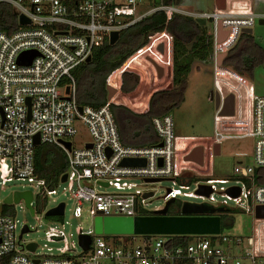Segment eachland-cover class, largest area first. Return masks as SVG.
<instances>
[{
	"label": "built area",
	"instance_id": "built-area-1",
	"mask_svg": "<svg viewBox=\"0 0 264 264\" xmlns=\"http://www.w3.org/2000/svg\"><path fill=\"white\" fill-rule=\"evenodd\" d=\"M154 2L0 0L29 21L27 25H19L16 16L18 28L9 34L0 32V180L2 183L12 179L36 180L34 148L37 146L34 145V138L38 136L39 146L54 145L66 156L67 171L63 174L66 180L62 183L75 203L73 218L82 216L84 204L88 205V214L93 221L97 217L148 216L154 212L146 213L144 207L148 205L147 200L154 197V191L133 190L135 184L128 183L129 179H140L143 185H153L161 181L180 182L183 177L207 175L215 145L251 138L254 140L252 164L237 163L233 168L237 180L227 188H238V197L227 195V189L223 191L229 200L235 202L236 208L249 212L252 218L249 235L229 236L220 225L218 234L177 236L189 237L190 240L185 244H176L172 239L175 236L97 235L92 224L86 231L79 227L76 229L78 238H90L86 250L78 243L77 252L75 245L69 243L71 235L60 224L50 225L45 231L47 244L61 243L62 246L56 249L57 255H35L34 250L29 256L22 244V236L29 232V228L24 225L22 229L26 227L28 232L21 234V229L17 236L14 217L1 211L6 205L3 203L0 207V260L7 258L6 264H264V217L256 214L258 208L264 210V97L252 92L246 77L223 64L218 65L216 61L220 54L226 55L234 48L243 31L252 29L255 20L263 19L264 15L253 13L246 3L236 6L232 3L222 10L214 8L211 12L197 13L163 4L156 7ZM159 12L166 16L164 29L149 35L146 44L110 74L106 85L121 94L124 101L130 99L128 93L121 90L124 73L137 76L138 86L151 84L150 76L158 82L166 74L171 75L173 38L166 26L173 14L210 22L213 90L208 98L212 102H215L216 96L219 98L213 117L214 133L207 140L177 137L168 115L152 119L159 137L156 145L126 146L120 141L111 110L112 100H107L98 109L77 105L72 71L85 63L95 49L109 44L112 33L120 34ZM218 24L226 33L221 41L217 40ZM159 45H162V52L158 50ZM30 51L37 56L29 65L19 64L20 54ZM141 66L148 71V77L143 78L139 70ZM154 66L163 71L160 79ZM169 83L166 81L161 88L168 87ZM230 95L233 97L232 115H221L224 100ZM146 105L142 106L141 112L133 111L140 114ZM77 134L87 136L88 140L83 144L75 143ZM64 143H69L70 148L67 149ZM87 145L90 148H86ZM196 147L203 149L202 164L186 160ZM126 159L143 160L144 165L122 166ZM257 171L260 173L257 174ZM38 182L40 191L36 204L34 206L33 194L30 203L33 215L38 210V203L43 205L41 214L45 212L44 192L46 195L55 193V190H48L42 181ZM217 182L223 181H196L193 196H197L195 192L199 186H209L212 193L206 200L212 203L214 184ZM95 186L105 191H97ZM191 186L181 184L180 189L188 190ZM109 188L114 191L107 192ZM146 193H152V196L145 199L143 196ZM180 195V190L167 189L163 199L164 202L177 200ZM223 205L209 206L224 208ZM65 206L64 203L63 214L56 217L64 216Z\"/></svg>",
	"mask_w": 264,
	"mask_h": 264
},
{
	"label": "trees",
	"instance_id": "trees-1",
	"mask_svg": "<svg viewBox=\"0 0 264 264\" xmlns=\"http://www.w3.org/2000/svg\"><path fill=\"white\" fill-rule=\"evenodd\" d=\"M161 1L163 5H179V0ZM165 24V14L155 13L139 24L121 31L119 39L114 45L105 43L95 49L90 62L80 64L72 71L77 105L80 107L89 106L94 109L102 107L107 101L106 80L110 74L119 69L128 57L142 48L150 34L162 31ZM17 28V17L13 8L8 4L0 3V32L9 34ZM166 29L173 38L170 87L152 92L147 109L140 114L130 111L136 110L132 105L127 106L130 110L124 106L111 105L123 145L136 147L156 145L159 142V137L152 125V119L168 116L180 105L186 88L187 76L195 65H209L210 67L212 65L211 25H200L190 17L173 14ZM241 43L242 47H240ZM263 55V48L255 42L252 34H242L238 44L227 53L223 64L239 75L248 77L261 62ZM63 83L66 84L67 81ZM137 86V76L131 73L122 75L121 90L124 93L133 92ZM66 171L67 159L60 148L49 144H42L34 148V176L36 180L42 181L48 190L52 191L58 186L61 176ZM256 173L258 174L260 171ZM198 179L197 176L183 177L180 179V183L191 185ZM183 203L175 200L169 204L168 215H180ZM42 206L38 203L39 211ZM1 211L4 215L13 216L11 206H2ZM204 211L208 215L218 216L221 228L224 230L233 224L229 211L224 208L205 205ZM172 239L176 244H185L190 240L189 237L177 236ZM6 262L7 258L0 260V264H6Z\"/></svg>",
	"mask_w": 264,
	"mask_h": 264
},
{
	"label": "rangeland",
	"instance_id": "rangeland-1",
	"mask_svg": "<svg viewBox=\"0 0 264 264\" xmlns=\"http://www.w3.org/2000/svg\"><path fill=\"white\" fill-rule=\"evenodd\" d=\"M216 0H179L178 8L185 9L191 12H211L214 10ZM251 10L255 14L264 13V0H251ZM206 25H210V22H206ZM252 37L264 51V25L258 24V19L255 20V24L252 27ZM242 47V43L240 45ZM199 74L194 73L191 77H187L186 88L183 93V100L180 105L175 108L169 114L173 122V133L177 137H194L199 140H207L213 137L214 126L213 117L215 115V103L209 100L210 92L213 90V77L212 67L209 65H199ZM143 78L148 77V71L141 66L139 69ZM170 71V70H169ZM151 84L136 87V89L128 93L131 103L137 106L136 111L141 112L142 106L147 104L148 96L151 97L153 90L161 88L166 82L170 81V76L166 74L161 81H153L150 76ZM252 92L260 97H264V55L261 62L253 69L251 76L246 77ZM171 83V81H170ZM169 83V85H170ZM153 84V85H152ZM168 85V86H169ZM167 88V87H165ZM164 88V89H165ZM163 90V89H162ZM130 110L125 104L122 105ZM146 107V106H145ZM131 112L135 113L133 110ZM144 112V109L143 111ZM137 114V113H136ZM75 143L83 144L88 140L87 136L77 134L74 138ZM197 142H201V141ZM254 146V140L251 138L240 140H228L221 143V152L218 156H212L208 174L199 176L198 181H205L207 179L218 180L223 182H217L214 184L215 192L212 196V203L206 198L200 196H193L194 186L188 190L180 189V183L172 181H161L153 185H143L140 179H129L128 183L135 184L133 190H145L149 189L154 191V197L147 200V206L144 207L146 213L154 212L158 208H163L165 205L164 195L167 189L180 190L181 194L177 197V200L188 202L191 204H204L223 207L229 211L232 217L233 224L225 229V232L229 236L245 237L249 235L251 230L252 218L248 211L236 208L235 202L229 200L224 195L223 191L228 187L235 184L237 180L233 173V168L237 163L252 164V151ZM191 166V165H190ZM204 169V168H203ZM202 173V171H200ZM209 178H207V177ZM206 177V178H204ZM97 191H105L95 186ZM54 194L46 195V208L47 210L55 207L59 203H65V214L63 217H47L45 212L41 214L39 210H36L35 214H31L26 208L24 202L21 200L19 203L10 204L13 209V217L16 221V234L19 236L20 231L24 225L29 228V232L22 236V244L24 251L29 256H32L34 250L35 255L50 254L57 255L56 249L61 247V243L47 244L45 241V231L50 225H64V230L68 235L69 243L75 245V250L79 251L78 237L76 235V229L79 227L82 230H88L93 224V219L89 217L88 205L84 204V212L80 218H73L72 212L75 208L74 201L70 198L69 192L66 190L65 184L59 181L58 186L54 189ZM30 191L35 199L38 197L40 191L39 182L25 180L12 179L2 183L0 180V207L3 204L6 197L14 192ZM48 191V190H47ZM107 192H113V188L106 190ZM183 194H192L190 197H186ZM211 203V204H209ZM32 245L33 250H29L28 246ZM50 249V250H49Z\"/></svg>",
	"mask_w": 264,
	"mask_h": 264
},
{
	"label": "water",
	"instance_id": "water-1",
	"mask_svg": "<svg viewBox=\"0 0 264 264\" xmlns=\"http://www.w3.org/2000/svg\"><path fill=\"white\" fill-rule=\"evenodd\" d=\"M224 1V0H222ZM162 5L161 0H155L154 6L158 7ZM224 5H217L216 9H224ZM14 14L18 17L19 25H27L29 21L23 16L18 15L17 12ZM196 23L200 25H205L206 22L203 19H197ZM259 25H264V18L258 20ZM244 34H252V29H246L243 31ZM152 34H150L151 36ZM226 33L222 31L220 24L217 27V40L221 41L225 37ZM119 39L118 33H112L110 35L109 45H114ZM159 52H162V45L158 47ZM37 56V53L30 51L21 53L18 57V63L21 65H29L32 59ZM225 54H220L216 61L218 65H221L225 59ZM91 57L87 58L85 63L90 62ZM158 78L160 79L163 75V71L158 66H154ZM170 87V85L168 86ZM107 90V100H112L113 105L122 106L124 101L122 100L121 94L116 93V90L110 86H106ZM66 89V93H68ZM28 103V101H27ZM215 109L219 105V98H215ZM81 111V108H78ZM233 112V97L230 95L224 100L223 109L221 115H232ZM40 142L38 136L34 138V145L39 146ZM64 146L69 149L70 144L64 143ZM161 146V144L159 145ZM86 148H90L87 145ZM220 154V145L214 146L213 156H218ZM203 159V149L201 147H196L187 156L186 160L193 161L198 164H202ZM122 166H143V160L138 159H126L121 163ZM66 176L63 175L60 182H64ZM153 182L156 180H147ZM212 193V189L209 186H199L198 190L195 192L197 196L208 198ZM240 190L238 188H230L226 190V194L232 198L238 197ZM152 193L144 194V198H149ZM32 192L22 191L14 192L5 198L4 204L10 205L12 203H19L21 200L24 202L26 208L33 214V210L30 207L32 201ZM175 200L170 199L165 202L164 207L161 210L154 211L152 215L148 216H137V217H97L93 221L94 233L97 235H137V236H193V235H215L219 233L221 221L218 216L208 215L205 213L204 204H191L184 202L181 207V214L178 216H170L167 213L168 205L173 203ZM64 211V203H60L57 207L49 209L45 216L54 217L61 216ZM258 217H264L263 208H258L256 211ZM28 229L24 227L21 234L27 233ZM21 237V235H20ZM78 243L83 249H87L90 243V238L88 236H79ZM29 250H33V246H28Z\"/></svg>",
	"mask_w": 264,
	"mask_h": 264
},
{
	"label": "crops",
	"instance_id": "crops-1",
	"mask_svg": "<svg viewBox=\"0 0 264 264\" xmlns=\"http://www.w3.org/2000/svg\"><path fill=\"white\" fill-rule=\"evenodd\" d=\"M232 3H234L233 5L234 6H236L237 4H239V5H242L243 3H246L247 5H250V7L252 6V1L251 0H224V1H222V0H216L215 1V5H214V8H216V6L217 5H224V7H229L230 5H232ZM260 14H262V15H264V13H260ZM227 55V54H226ZM226 58V57H225ZM225 60V59H224ZM223 63H224V61H223ZM222 63V64H223ZM224 65V64H223ZM199 65H195L193 68H192V70H191V72L188 74V76H190L191 75V77H192V75L194 74V73H196V75H198L199 74V67H198ZM202 66V65H201ZM213 65H211V67H212ZM187 76V77H188ZM245 77V76H244ZM170 81H171V75H170ZM171 84V83H170ZM159 89H161V88H159ZM159 89H156V90H153V92H155V91H157V90H159ZM151 96V95H150ZM130 98H132V97H130ZM131 99H127V100H124V104L126 105V106H128V105H132L135 109H136V105L135 104H133V103H131V101H130ZM149 101V100H148ZM148 103V102H147ZM147 109V105H146V108H145V110ZM144 110V111H145ZM143 113V112H142ZM220 152H221V146H220Z\"/></svg>",
	"mask_w": 264,
	"mask_h": 264
}]
</instances>
